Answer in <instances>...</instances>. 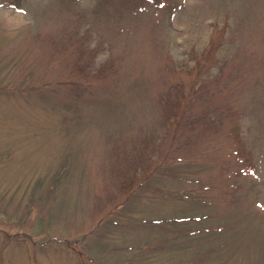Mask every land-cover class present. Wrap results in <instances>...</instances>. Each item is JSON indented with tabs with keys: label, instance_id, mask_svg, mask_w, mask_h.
<instances>
[{
	"label": "rangeland",
	"instance_id": "374dc122",
	"mask_svg": "<svg viewBox=\"0 0 264 264\" xmlns=\"http://www.w3.org/2000/svg\"><path fill=\"white\" fill-rule=\"evenodd\" d=\"M0 264H264V0H0Z\"/></svg>",
	"mask_w": 264,
	"mask_h": 264
},
{
	"label": "trees",
	"instance_id": "16d2710c",
	"mask_svg": "<svg viewBox=\"0 0 264 264\" xmlns=\"http://www.w3.org/2000/svg\"><path fill=\"white\" fill-rule=\"evenodd\" d=\"M70 0H68V2H69ZM72 1H74V0H72ZM120 4V3H119ZM117 11H113V10H111V11H109L107 14H112V15H114L115 13H116ZM133 12V11H132ZM107 14H105V15H107ZM109 20H112L113 22H114V20H115V18H110ZM65 28V27H64ZM121 28V27H120ZM68 28H66V30H67ZM64 33H67V32H65V31H63ZM64 33L62 34V35H64ZM210 52V48H208L204 53H206V52ZM211 57L213 58V53L211 52ZM107 62H105L101 67H100V69L102 70V71H104L105 70V68L107 67V69L108 68H112L113 67V65L111 64V62L109 61V58L106 60ZM189 100H191L190 99V97H189V95L187 94V93H185V92H180V94H178V95H175L170 101H167V105L170 107L168 110H167V114H165L164 115V117H163V120H164V122L166 121L167 122V124H168V126L169 125H171L172 127L171 128H174V129H178V128H180V127H182V125L184 124H186L185 123V121H186V111H185V107H187L188 105H189V103H190V101ZM189 121V120H188ZM215 121H217V120H215ZM183 125V126H184ZM176 128H175V127ZM236 127H238V126H236ZM239 128V127H238ZM238 128H237V137L239 138V140L241 141V143L243 144V146L246 148V146H245V143H244V141L242 142V139H241V136L239 135V132H238ZM247 149V148H246ZM247 151H248V149H247ZM249 152V151H248ZM237 154L241 157V154L239 153V152H237ZM122 185H123V181H122ZM203 216H205V217H203ZM202 217H200V218H207L208 216L205 214V215H203ZM10 237V236H9Z\"/></svg>",
	"mask_w": 264,
	"mask_h": 264
}]
</instances>
